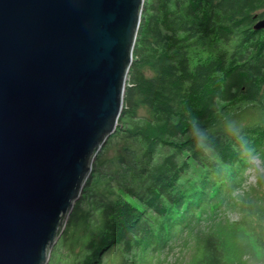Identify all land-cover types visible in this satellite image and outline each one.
<instances>
[{
  "label": "trees",
  "instance_id": "1",
  "mask_svg": "<svg viewBox=\"0 0 264 264\" xmlns=\"http://www.w3.org/2000/svg\"><path fill=\"white\" fill-rule=\"evenodd\" d=\"M263 16L264 0H144L116 129L47 264H151L241 186L264 153ZM231 205L264 260V191ZM190 264L236 262L210 231Z\"/></svg>",
  "mask_w": 264,
  "mask_h": 264
},
{
  "label": "water",
  "instance_id": "2",
  "mask_svg": "<svg viewBox=\"0 0 264 264\" xmlns=\"http://www.w3.org/2000/svg\"><path fill=\"white\" fill-rule=\"evenodd\" d=\"M143 2L0 0V264H47L116 129Z\"/></svg>",
  "mask_w": 264,
  "mask_h": 264
},
{
  "label": "rangeland",
  "instance_id": "3",
  "mask_svg": "<svg viewBox=\"0 0 264 264\" xmlns=\"http://www.w3.org/2000/svg\"><path fill=\"white\" fill-rule=\"evenodd\" d=\"M128 76L126 78V83ZM126 86V85H125ZM138 114L148 115L147 108L141 106ZM116 150L109 151L107 157L111 158ZM264 156V153L261 157ZM261 157H254L252 164L245 170L241 186L232 194L226 196L225 201H220L216 206L206 209L200 222L188 229L177 232L168 246L159 252L151 264H190L193 261L197 240L203 239L210 231H214L221 238L225 256L236 264H264L259 258L253 240L239 227L236 226L238 214L231 204L236 203L243 194H261L264 191V183L257 185L258 175L255 165L259 166ZM95 229L87 226L80 231L83 239L95 236Z\"/></svg>",
  "mask_w": 264,
  "mask_h": 264
},
{
  "label": "clouds",
  "instance_id": "4",
  "mask_svg": "<svg viewBox=\"0 0 264 264\" xmlns=\"http://www.w3.org/2000/svg\"><path fill=\"white\" fill-rule=\"evenodd\" d=\"M260 165L257 166L255 165V168H256V172L258 175H264V156H262L260 159Z\"/></svg>",
  "mask_w": 264,
  "mask_h": 264
}]
</instances>
